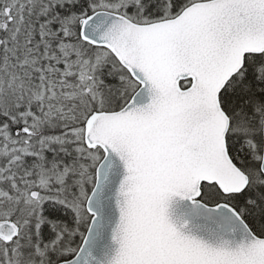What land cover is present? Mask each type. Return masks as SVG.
Listing matches in <instances>:
<instances>
[{"label":"snow or ice","instance_id":"6c2138e0","mask_svg":"<svg viewBox=\"0 0 264 264\" xmlns=\"http://www.w3.org/2000/svg\"><path fill=\"white\" fill-rule=\"evenodd\" d=\"M0 264H264V0H0Z\"/></svg>","mask_w":264,"mask_h":264}]
</instances>
